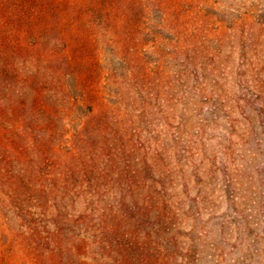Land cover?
I'll return each instance as SVG.
<instances>
[{
    "label": "rangeland",
    "instance_id": "1",
    "mask_svg": "<svg viewBox=\"0 0 264 264\" xmlns=\"http://www.w3.org/2000/svg\"><path fill=\"white\" fill-rule=\"evenodd\" d=\"M114 16L78 34L53 164L0 175V264H264V0Z\"/></svg>",
    "mask_w": 264,
    "mask_h": 264
},
{
    "label": "trees",
    "instance_id": "2",
    "mask_svg": "<svg viewBox=\"0 0 264 264\" xmlns=\"http://www.w3.org/2000/svg\"><path fill=\"white\" fill-rule=\"evenodd\" d=\"M120 2L0 0L1 176L19 180L9 164L36 145L34 153L43 163L38 170L53 164L50 145L64 135L58 126L60 106L75 95L64 79L83 54L76 46L78 34L96 26L114 27ZM86 88L76 87L80 97H86Z\"/></svg>",
    "mask_w": 264,
    "mask_h": 264
}]
</instances>
